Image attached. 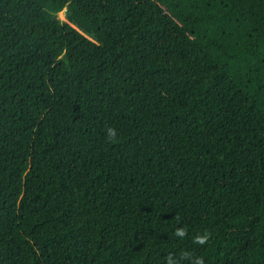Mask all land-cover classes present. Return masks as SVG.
Wrapping results in <instances>:
<instances>
[{
	"label": "trees",
	"instance_id": "1",
	"mask_svg": "<svg viewBox=\"0 0 264 264\" xmlns=\"http://www.w3.org/2000/svg\"><path fill=\"white\" fill-rule=\"evenodd\" d=\"M170 255L264 264V0H0V264Z\"/></svg>",
	"mask_w": 264,
	"mask_h": 264
},
{
	"label": "clouds",
	"instance_id": "2",
	"mask_svg": "<svg viewBox=\"0 0 264 264\" xmlns=\"http://www.w3.org/2000/svg\"><path fill=\"white\" fill-rule=\"evenodd\" d=\"M107 137L110 139V140H115L116 137H117V130L113 127H109L107 129ZM175 235L180 237V238H183L187 235V229H184V228H177L176 231H175ZM209 235H197L195 238H194V243H197V244H200V245H203L207 242L208 238H209ZM187 255V254H186ZM168 260V264H175V262L173 261L171 255L167 258ZM195 264H204V259L203 257H200L198 258L196 261H195Z\"/></svg>",
	"mask_w": 264,
	"mask_h": 264
},
{
	"label": "rangeland",
	"instance_id": "3",
	"mask_svg": "<svg viewBox=\"0 0 264 264\" xmlns=\"http://www.w3.org/2000/svg\"><path fill=\"white\" fill-rule=\"evenodd\" d=\"M58 18L61 19V20H65L66 19L65 10L58 13Z\"/></svg>",
	"mask_w": 264,
	"mask_h": 264
}]
</instances>
